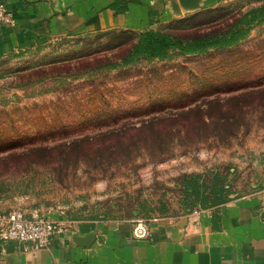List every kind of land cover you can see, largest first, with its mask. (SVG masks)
I'll return each mask as SVG.
<instances>
[{
  "label": "rangeland",
  "instance_id": "rangeland-1",
  "mask_svg": "<svg viewBox=\"0 0 264 264\" xmlns=\"http://www.w3.org/2000/svg\"><path fill=\"white\" fill-rule=\"evenodd\" d=\"M260 10L264 0H216L143 29L1 56L0 212H38L68 230L103 221L133 231L138 221L149 229L181 218L191 228L206 210L184 201L181 180L191 175L207 184L221 177L228 201L220 205L264 198ZM231 29L245 35L229 47L122 63L144 31L185 42Z\"/></svg>",
  "mask_w": 264,
  "mask_h": 264
},
{
  "label": "crops",
  "instance_id": "crops-1",
  "mask_svg": "<svg viewBox=\"0 0 264 264\" xmlns=\"http://www.w3.org/2000/svg\"><path fill=\"white\" fill-rule=\"evenodd\" d=\"M215 1L201 0L194 11ZM114 2L0 0L15 20L13 28L0 26V57L60 37L143 29L156 18L185 12L178 0H127L125 11L117 14ZM263 199L247 197L208 208L191 228L184 218L151 224L152 241L133 238L129 224L85 222L56 238L47 249L27 252L10 242L0 254V264H264ZM87 233L95 234L91 246L73 242V235Z\"/></svg>",
  "mask_w": 264,
  "mask_h": 264
},
{
  "label": "trees",
  "instance_id": "trees-1",
  "mask_svg": "<svg viewBox=\"0 0 264 264\" xmlns=\"http://www.w3.org/2000/svg\"><path fill=\"white\" fill-rule=\"evenodd\" d=\"M126 1L115 0L112 5L114 12L117 14L124 12L126 5L123 3H126ZM257 16L264 17V11L260 10ZM244 35L239 30L231 29L225 36L195 38L183 42L175 35L148 30L137 36L136 42L122 63L123 65H128L138 58L164 61L169 59L174 53L195 55L214 48L232 46L239 39L243 38ZM198 178L199 176L191 175L181 180V193L186 199L184 201L188 204L187 206L192 205L208 209L228 201V196L223 188L220 176H212L208 184L198 182Z\"/></svg>",
  "mask_w": 264,
  "mask_h": 264
},
{
  "label": "built area",
  "instance_id": "built-area-1",
  "mask_svg": "<svg viewBox=\"0 0 264 264\" xmlns=\"http://www.w3.org/2000/svg\"><path fill=\"white\" fill-rule=\"evenodd\" d=\"M0 26H15V20L4 4H0ZM194 213L199 214L196 210ZM67 231L63 223H57L38 212H31L29 215L17 210L0 212V251L4 253L6 244L10 242L22 245L27 252L47 249ZM132 233L138 240L149 237V231L141 221L136 222Z\"/></svg>",
  "mask_w": 264,
  "mask_h": 264
},
{
  "label": "water",
  "instance_id": "water-1",
  "mask_svg": "<svg viewBox=\"0 0 264 264\" xmlns=\"http://www.w3.org/2000/svg\"><path fill=\"white\" fill-rule=\"evenodd\" d=\"M181 8L185 12L194 11L199 8L201 0H178ZM73 242L80 247H89L95 241L94 233H87L83 236L77 234L72 236ZM1 253V251H0Z\"/></svg>",
  "mask_w": 264,
  "mask_h": 264
}]
</instances>
